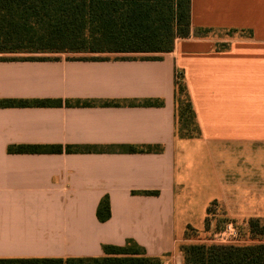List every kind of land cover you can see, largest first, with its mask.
I'll use <instances>...</instances> for the list:
<instances>
[{"label": "crops", "instance_id": "crops-1", "mask_svg": "<svg viewBox=\"0 0 264 264\" xmlns=\"http://www.w3.org/2000/svg\"><path fill=\"white\" fill-rule=\"evenodd\" d=\"M191 26L167 52L0 59V99L73 102L0 106V258L103 256L134 241L183 264L186 228H204L211 203L264 218V0H191ZM180 72L192 136L179 134Z\"/></svg>", "mask_w": 264, "mask_h": 264}, {"label": "trees", "instance_id": "trees-1", "mask_svg": "<svg viewBox=\"0 0 264 264\" xmlns=\"http://www.w3.org/2000/svg\"><path fill=\"white\" fill-rule=\"evenodd\" d=\"M191 31V0H0V53L167 52L173 50L177 37H188ZM51 58L0 55V59ZM182 79L183 73L180 72L175 87L179 134L192 136L198 127L189 97L186 94L182 97L185 87ZM150 102L163 103L161 100H146L145 104ZM26 104L62 106L73 105V102L48 98L31 102L0 99V106ZM105 104L119 102L106 101ZM29 148L34 151L64 150L62 145H34ZM65 149L68 152L75 150L71 145ZM132 150L144 148L132 147ZM97 214L101 221L111 216L108 196L100 201ZM248 223L253 238L260 242L184 245L180 251L184 252L185 264L192 261L190 253H195V264H264V218L252 217ZM104 250L105 255L91 257L0 258V264H162V257L147 255L134 241L125 246L105 245Z\"/></svg>", "mask_w": 264, "mask_h": 264}, {"label": "rangeland", "instance_id": "rangeland-1", "mask_svg": "<svg viewBox=\"0 0 264 264\" xmlns=\"http://www.w3.org/2000/svg\"><path fill=\"white\" fill-rule=\"evenodd\" d=\"M1 56H8V57H26L30 55H36V56H49V57H55L54 55H47L45 53H0ZM76 55H68L67 57H75ZM182 80H180L181 82ZM183 82V81H182ZM193 211H190L189 213L191 215L188 218V220L196 226H200L203 224V216L200 215V211L198 208L199 205L195 204ZM182 217L179 218V220L182 221ZM228 222H233L238 230V237L239 240L233 243H243V244H253L256 242H260V240H257L253 238V235L250 231V226L248 223V219H237V218H231L226 216L223 213V210L221 207H219V204L217 202L211 203V205L208 208L207 215L205 218V226L202 229L195 228L191 225L187 226L186 228V240L180 242L179 249L182 250L184 245H192V244H213V243H224L218 236V233L223 229L224 225ZM182 252V251H181ZM183 256V264H185V255L184 252H182ZM192 259L190 264H195V253L192 255L190 253V260Z\"/></svg>", "mask_w": 264, "mask_h": 264}, {"label": "built area", "instance_id": "built-area-1", "mask_svg": "<svg viewBox=\"0 0 264 264\" xmlns=\"http://www.w3.org/2000/svg\"><path fill=\"white\" fill-rule=\"evenodd\" d=\"M218 236L224 243H233L239 240L238 230L233 222H228L223 229L218 233Z\"/></svg>", "mask_w": 264, "mask_h": 264}]
</instances>
